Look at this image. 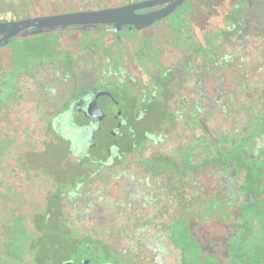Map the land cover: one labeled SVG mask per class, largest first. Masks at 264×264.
<instances>
[{"label":"flooded vegetation","instance_id":"af4514ba","mask_svg":"<svg viewBox=\"0 0 264 264\" xmlns=\"http://www.w3.org/2000/svg\"><path fill=\"white\" fill-rule=\"evenodd\" d=\"M112 1L16 0L0 21L154 0ZM248 141H264V0L22 31L0 43V264L202 262L179 225L238 208Z\"/></svg>","mask_w":264,"mask_h":264},{"label":"rangeland","instance_id":"374dc122","mask_svg":"<svg viewBox=\"0 0 264 264\" xmlns=\"http://www.w3.org/2000/svg\"><path fill=\"white\" fill-rule=\"evenodd\" d=\"M124 1L113 0L111 4ZM14 2L16 0H0V8H16ZM0 16L8 14L0 13ZM263 149L264 141H248L242 145L239 156L246 163L242 183L246 194L236 210L227 218L198 226L196 235L191 230L193 224L179 225L177 239L188 251L203 259L196 264H264V158L257 155ZM184 253L182 262L193 264Z\"/></svg>","mask_w":264,"mask_h":264},{"label":"water","instance_id":"95a60500","mask_svg":"<svg viewBox=\"0 0 264 264\" xmlns=\"http://www.w3.org/2000/svg\"><path fill=\"white\" fill-rule=\"evenodd\" d=\"M183 0H176L173 4L162 10L149 13H137L136 9L154 5V1H133L131 3L108 8L62 12L56 14L29 16L25 18L0 21V43L7 41L16 34L39 26L90 24L100 22H118L134 24L143 27L164 14H168Z\"/></svg>","mask_w":264,"mask_h":264},{"label":"trees","instance_id":"16d2710c","mask_svg":"<svg viewBox=\"0 0 264 264\" xmlns=\"http://www.w3.org/2000/svg\"><path fill=\"white\" fill-rule=\"evenodd\" d=\"M0 10H1V8H0Z\"/></svg>","mask_w":264,"mask_h":264}]
</instances>
